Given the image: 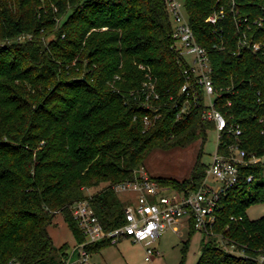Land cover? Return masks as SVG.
I'll list each match as a JSON object with an SVG mask.
<instances>
[{
	"label": "trees",
	"instance_id": "1",
	"mask_svg": "<svg viewBox=\"0 0 264 264\" xmlns=\"http://www.w3.org/2000/svg\"><path fill=\"white\" fill-rule=\"evenodd\" d=\"M238 3L241 17H248L243 25L251 24L262 42L256 53L234 54L239 35L231 15L217 25L206 22L216 0L185 5L208 50L214 84L223 87L216 107L228 127L219 150L239 143L247 159L262 158L264 0ZM184 67L165 0H0V264H64L71 246L56 247L48 231L57 213L76 242L86 240L71 209L76 201L89 200L105 229H114L126 222V203L113 184L139 177L155 149L206 139L215 122L203 118V103L190 100L182 111ZM147 74L160 94L149 108L142 89ZM236 126L239 136L228 130ZM200 157L189 178L153 179L179 193L195 190L208 166ZM243 173L254 179L220 198L197 264H258L264 254V215L247 214L264 203L262 160ZM195 231L191 220L183 261ZM108 245L87 248L93 253Z\"/></svg>",
	"mask_w": 264,
	"mask_h": 264
},
{
	"label": "built area",
	"instance_id": "2",
	"mask_svg": "<svg viewBox=\"0 0 264 264\" xmlns=\"http://www.w3.org/2000/svg\"><path fill=\"white\" fill-rule=\"evenodd\" d=\"M185 3L186 0H165L166 11L172 22L174 48L185 65V82L180 90L186 96L182 111L187 112L190 100L203 103V118L214 121L218 131L217 150L206 168L205 178L195 190L187 193H179L170 187L162 186L155 179L141 174L132 180L113 184L116 192H135L137 198L135 203L125 207L126 222L110 230L105 229L89 200L74 202L71 206L73 216L86 240L76 243L64 264H72L74 252L78 253L77 264H98L92 260L87 245L104 241L117 244L124 238L144 243L148 254L146 259L149 260L150 255L155 252V242L166 229L179 232L184 224L190 225V221L194 220L197 230L208 231L216 220L217 210L221 206L220 198L245 179L248 182L254 179L253 174L244 175L243 168L260 161L261 158L253 156L247 159V153L239 143L228 145L227 151L219 150L223 132L228 127L225 115L216 107L217 97L222 94L223 87L218 89L214 84L208 50L197 39ZM229 15L233 18L239 35L238 48L234 54H240L243 50L253 53L261 50L262 42L256 39L253 26L243 25L248 21V17H241L238 0H216L214 11L206 18V22L217 25ZM254 23L261 24L259 18L255 19ZM142 89L145 96L144 106L149 108L152 106L150 101L160 98L152 75L147 74ZM145 122L150 123L148 115L145 116ZM228 130L234 132L235 136L241 134L239 126ZM223 245L230 252L247 256L245 249H236L234 243ZM256 260L258 264H264V254H260ZM9 264L19 263L11 261Z\"/></svg>",
	"mask_w": 264,
	"mask_h": 264
},
{
	"label": "rangeland",
	"instance_id": "3",
	"mask_svg": "<svg viewBox=\"0 0 264 264\" xmlns=\"http://www.w3.org/2000/svg\"><path fill=\"white\" fill-rule=\"evenodd\" d=\"M218 146V131L213 128L207 132L206 139H199L186 147L155 149L146 158L140 174L148 177H171L177 180L189 178L201 155V161L208 165L212 162ZM264 164V156L261 158ZM97 189L86 190L88 195ZM124 201V192H116ZM167 193H174L167 191ZM247 214L250 219L264 215V203L251 206ZM48 231L56 247L68 243L71 249L76 245L75 237L62 213H57ZM189 227L184 224L179 232L166 229L154 244L155 252L148 256L142 242L130 238L120 240L116 245L102 251L94 257L98 264H182L183 241L187 239ZM204 233L197 230L193 233L183 264H197L202 254ZM77 255V254H76Z\"/></svg>",
	"mask_w": 264,
	"mask_h": 264
},
{
	"label": "crops",
	"instance_id": "4",
	"mask_svg": "<svg viewBox=\"0 0 264 264\" xmlns=\"http://www.w3.org/2000/svg\"><path fill=\"white\" fill-rule=\"evenodd\" d=\"M124 195H125V196H124V201H126V202H125L126 205H127V204H133V203L136 202L137 194H136L135 192H124ZM186 225L189 227L188 224H186ZM76 243H77V242H76ZM112 245H114V244L108 245V246L104 247L103 249H101L100 251H96V252L91 253L92 260L95 261V260H94V257L101 255L103 250L109 248V246H112ZM115 245H116V244H115ZM76 254H77V255H76ZM77 258H78V253H77V252H74V254H73L72 258H71V263H72V264H77ZM146 260H147V259H146ZM97 263H98V262H97Z\"/></svg>",
	"mask_w": 264,
	"mask_h": 264
}]
</instances>
